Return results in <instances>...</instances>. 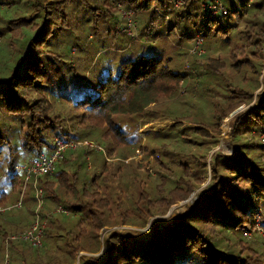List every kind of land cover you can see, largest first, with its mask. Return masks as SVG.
Returning <instances> with one entry per match:
<instances>
[{
	"label": "trees",
	"instance_id": "1",
	"mask_svg": "<svg viewBox=\"0 0 264 264\" xmlns=\"http://www.w3.org/2000/svg\"><path fill=\"white\" fill-rule=\"evenodd\" d=\"M123 1L125 6L132 8L134 16L148 10L149 0ZM237 1L242 6L247 0ZM27 2L30 13L22 11V4L18 0H12V9H21L9 16L16 19L9 20L5 28V33L11 36L14 29L19 30L18 42L21 46L20 50H15V54L9 55L7 63L5 61L4 67L0 68V205H3L7 191L13 195L20 193L22 181L14 168L17 163L40 152H50L55 138L79 143L62 154L50 174L51 179L44 176L37 180V186L43 189L45 198L36 214L44 222L42 238L50 241L54 248L52 264H70L80 251L97 252V233L105 225H126L125 219H129V224L143 228L152 215L165 213L174 199V193L177 199L187 198L207 177L209 179L205 186L175 217H168L164 224L151 223L147 229L139 231L137 237L113 231L102 242L101 252L97 256L87 257L78 264H264V237L257 235L252 224L255 213L261 209L259 225L264 231V159L260 155L264 149L255 135L264 132V80L254 100L252 98V93L259 87L263 66L264 0H251L250 9L235 7L226 15L215 18L207 17L194 2L176 11L170 26L181 23L180 34H185L187 40L192 41L195 35L193 26H196L197 20L198 25L203 26L211 37L217 38V33H220L232 39L228 66L239 74L232 79L216 75L206 92V101L211 104L206 116L203 113L197 118L193 112H188L176 117L178 120H172L177 123L184 118L190 122L186 131H180L183 138L179 139L187 143L191 133L193 142L200 145V153L190 158L184 156L188 159L187 164L178 165L173 164L169 157L163 158L162 153L151 148L147 141L140 144L142 141L137 133L138 120H142V125L152 122L149 117L156 110L150 109L151 105L175 94L179 79L184 77L170 66V58L157 53H141L119 59L115 73L107 68V64L104 69L92 71L87 77L77 74L69 62L61 59L57 33L69 28L68 4H78V9L86 17L87 12H96L92 9L93 0ZM150 13L145 30L150 29L153 22V13ZM2 14L7 17L9 9H4ZM214 23L218 24L216 29L209 31V25ZM169 31L172 29L169 28ZM21 32L29 34L21 37ZM209 68L214 74L218 73L216 67L210 65ZM219 82L224 84V90L214 95L212 89ZM55 99L80 110L81 120L85 114L88 115V119L82 120L86 124L78 123L84 125L83 131L75 129L83 133L73 129L71 132L69 127L60 124L63 118L53 112L51 100ZM251 100L253 102L231 123L229 136L233 154L222 153L220 149L212 152L208 168L206 155L201 152L203 145L208 150L215 147L221 121L233 109ZM234 137L243 142H234ZM136 148L144 151L141 159L151 157V169L155 173L159 169L168 173L167 177L172 179L171 195H162L157 200L153 197L154 193L143 187L141 178L137 177L136 182L133 180V173H149L144 167L140 171L133 168ZM89 150L101 153L102 164L96 172L86 177L85 172L80 173V165L86 163ZM80 154L82 164L78 165L76 159ZM112 159L117 160L111 163ZM124 159H127L126 163ZM67 160L68 169H64L61 163ZM120 162L128 165L132 171L123 169L118 174V183L114 184L115 174L122 165ZM115 164L118 166L115 172L108 174L107 169ZM108 178L111 185L107 182ZM53 182L58 187L70 190V199H66L64 194L63 199L54 196ZM27 192L28 198L25 197ZM25 194L21 203L31 200L34 204L32 186H27ZM57 200L62 201L69 211L86 212L93 237L88 231L79 229V217L74 220L70 216L51 215L47 201L58 203ZM125 200L129 202V208L124 207L127 206ZM25 210L26 218H21L25 222L23 230L31 225L35 217L34 208L28 211L26 207ZM9 211H0V253L8 249L12 255L15 251L20 252L16 242L23 240L9 235L11 228H22L17 226L13 217H9L12 216ZM247 231L253 234L250 241L243 234ZM255 236H260V239L257 240ZM57 239L61 240L62 248ZM85 241H90L89 247H86ZM252 242H258L262 250L252 247ZM56 249L58 255H64L62 259L55 258Z\"/></svg>",
	"mask_w": 264,
	"mask_h": 264
},
{
	"label": "rangeland",
	"instance_id": "2",
	"mask_svg": "<svg viewBox=\"0 0 264 264\" xmlns=\"http://www.w3.org/2000/svg\"><path fill=\"white\" fill-rule=\"evenodd\" d=\"M22 4V11L26 13L31 12V8L29 7V3L27 0H18ZM202 0H190L189 3H195L198 5L200 9V2ZM249 4L251 5V0H248ZM6 3V4H5ZM188 3V4H189ZM166 4V0H149L148 2V10L146 13L134 16L132 8L125 6L123 0H93L92 8L96 12H87V16L84 17L86 14H82V11L78 9V4L74 6V4H68L66 6L67 10V19L69 23L68 30L60 31L57 33L58 40V51L61 55V59L64 62H69V64L74 67V70L77 74L83 76H89L88 74L92 71L102 70L108 64L107 68H110L113 73L118 65L119 59H126L133 57L135 55L143 53L144 55L148 54H160L164 58H170V66L173 67L175 70L180 71V73L185 74L186 76L181 77L178 81V86L175 94L168 98H161L154 106L151 105L150 109L156 110L151 114L149 117L152 122L145 123L142 125V120L139 119L137 123V133L140 135L141 143L144 144V141H147L151 148L160 151L163 155V158H168L172 161L173 164H187L188 159L183 158L184 156H188L189 158L195 156L199 152L200 145L194 143V139L189 135V142L185 143L184 141L180 140L179 138H183L180 135V131L187 130L186 127L189 125L190 122H187L184 118L179 120L177 123H173L172 120H178L176 117H181L186 115L188 112H193L196 117L200 118L203 113H206L205 116L208 114L209 108L211 104L207 103L206 97L208 96L207 89L211 88L213 84V80L216 75H223L226 79H232V77H237L239 74L234 73V70L228 66L230 63V55H229V48L231 46L232 39H227L220 33H217L219 37H211L210 34L205 32V28L203 26H199L198 20L195 21L196 26H193V34L194 36H199L202 38V49L203 53L200 55H191L186 56L187 50L189 49L192 41L187 40L185 34H180V24L175 26H170L172 19H174L175 12H168L167 13V21L163 18L159 17L156 12H154L153 8L155 6L163 8V5ZM224 4L227 8L233 9L235 7H239L241 9H250V7L241 6V3H238L237 0H225ZM12 0H0V68L4 67V63L8 61L9 55L11 56L13 53L15 54V50H20V44L18 42V37L20 36L19 30L12 31V35L10 33H5L6 25L8 24L9 20H13L16 18L9 17L13 13H17L20 11V7H17L15 10L12 9ZM4 9H9V15L6 17V14H2ZM123 11H129L131 15V19L135 23V31L133 34H128L125 31H121L124 23L125 18L122 14ZM152 11V25L151 28L145 30V24L150 21L149 15H151ZM178 11V10H177ZM99 12V13H98ZM4 15V16H2ZM206 15V14H205ZM209 17L208 15H206ZM4 17V18H3ZM211 17V16H210ZM215 18V17H213ZM84 23V24H83ZM169 24V26H168ZM172 25V24H171ZM217 23L210 24L208 27L209 31H213L217 27ZM222 25V24H221ZM169 28L172 31H169ZM67 31H69L67 33ZM21 32V37H27L26 35ZM59 35V36H58ZM232 38V37H230ZM23 40V39H22ZM190 42V43H189ZM51 43V42H50ZM12 53V54H11ZM263 54V66L259 75V87L252 93L253 100L254 95L256 92L260 90L262 87V83L264 80V46L262 48ZM183 55V56H182ZM54 56V54H53ZM70 56V57H69ZM185 59L187 60V65H184ZM207 64V65H206ZM212 65L218 69V73L214 74L209 68ZM189 75V76H188ZM243 85V84H242ZM224 90V84L219 82L216 87L212 89V93L217 95ZM247 104H241L240 112L246 109L252 102ZM53 106V112L57 114L58 117H62L60 119V124L64 127L71 130H75L79 128L83 131L82 127L84 125L78 124L81 121L83 124H86L82 120L88 119V115L85 114V117H82L81 120V112L80 110L73 109L71 106L68 105L66 102H62L61 100H51ZM185 101H187L185 103ZM236 107V108H238ZM235 108V109H236ZM233 109V110H235ZM69 110V111H67ZM232 110V111H233ZM231 111V112H232ZM230 112V113H231ZM229 113V114H230ZM229 114L221 121L219 125V134L217 136V145L213 147L211 150H208L205 145L201 149L206 155V165L209 168L210 166V156L211 153L220 149L222 153L225 154H233L234 148L229 136L231 123L234 121V117L230 118ZM238 116V115H237ZM236 116V117H237ZM95 117V116H92ZM62 120V121H61ZM215 120V119H214ZM228 120V123H226ZM226 121V122H225ZM230 121V122H229ZM224 123H226V129H223ZM94 124V123H92ZM173 125L170 128V125ZM196 126V125H193ZM73 129V130H72ZM76 131V130H75ZM77 133H83V132ZM253 133V131H252ZM257 133V132H256ZM257 136V134H255ZM89 136V134H88ZM186 138V137H185ZM234 142H243L239 141L237 137L233 138ZM199 140V138H197ZM221 142V145H220ZM203 144V143H202ZM263 149L264 147L261 146ZM207 149V150H204ZM137 150V152H136ZM127 151V150H126ZM144 152V151H143ZM142 150L140 148L134 149V163L133 168L137 170H141L142 167L148 169L149 173L145 175L144 173L140 172V174L133 173L134 181H137V177L141 178L143 181V187L154 193L153 197L155 199H159L162 195L169 196L172 193V179L167 177L168 173L162 169H159L157 173L151 169L152 161L151 157H142ZM146 152V151H145ZM264 152V151H263ZM126 153V152H125ZM248 153V150H247ZM264 159V153L261 152L260 154ZM86 163L82 164V154L76 159L77 164L80 165V173H86V177H89V174L94 173L97 171L98 167L102 164V155L99 151L96 150H89L88 157H86ZM117 159H112L111 163H115ZM61 163L62 168L68 169V162ZM127 159H124L123 162L126 163ZM122 164V162H120ZM123 166V167H122ZM128 165H120V169L118 173L115 174L114 184L118 183V174L126 171L128 168L132 171V168L127 167ZM85 167L87 170H85ZM118 167L117 164L107 169V173L113 174L115 172V168ZM207 168V169H208ZM53 172V171H52ZM208 173V172H207ZM123 174V173H122ZM51 175L47 176V179H51ZM20 181H22L21 177L19 176ZM110 178V177H109ZM109 178L107 182H109ZM208 177L204 183H202L198 189H195L191 192V194L187 198H180L177 199L178 196H175V193L172 195L174 199L171 200L167 210L163 214H156L152 215L146 223L149 225L151 223H161L164 224L168 217H175L179 212H182L185 208L187 202L194 197V195L205 186L208 181ZM122 181L120 185H122ZM30 183L27 184V186ZM111 185V183H110ZM26 186V188H27ZM31 186V185H30ZM52 189L54 196H59L63 199L64 194L66 199H70L72 193L70 190H65L64 187H58L55 182L52 183ZM25 188V190H26ZM42 189V188H41ZM132 189V188H131ZM130 189V190H131ZM25 190L23 195L25 194ZM170 190V192H169ZM7 191V190H6ZM133 191V190H132ZM8 194L3 199L2 204L0 206H5L6 208L9 207L11 204L16 202L20 196L16 193L7 191ZM149 192V196L151 195ZM115 190V194H116ZM135 193V191H133ZM45 192L42 189L41 193V200H44ZM18 196V197H17ZM33 196V194H32ZM25 197L28 198V192L25 194ZM94 196H90L93 198ZM22 198V197H21ZM34 198V197H33ZM89 198V199H90ZM190 198V199H189ZM25 200V199H24ZM167 200V198H166ZM165 200V201H166ZM164 201V203H165ZM174 201H178V203L174 204ZM35 202V200H34ZM58 203L47 201L48 211H50L53 217H73V219H77L79 217L78 227L80 230L88 231L90 237H93V233L89 230L88 219L86 212H72L69 211V208H65L62 201H56ZM32 203V204H31ZM45 203V202H44ZM124 207L130 206L129 202L125 200ZM59 205L61 208L66 210L67 213H58L54 211L55 206ZM28 207V211L35 210V203L29 201H25L21 203L19 208H9L6 210H10L9 214L15 219V223L17 226H22L21 229L18 228H11L9 231V235L11 237H17L19 232L25 228V222L21 220L22 217L26 218V210L25 208ZM180 207V208H179ZM36 212H34L36 216ZM262 210L260 209V214ZM126 216V215H125ZM35 219V217H34ZM40 222H43L41 217H39ZM257 218H253V230H255ZM34 221V220H33ZM32 221V222H33ZM127 222L126 225H119V226H109L105 225L101 229H99L97 233V241L99 244V249L97 252L91 251H80L78 252L70 262V264H78L80 260H84L87 257L97 256L102 249V242L107 238V236L113 232L117 231L123 235L137 237V233L142 231L144 228H140L136 225L129 224L130 220L125 219ZM145 223V224H146ZM259 224V222H258ZM145 226V225H144ZM260 226V225H258ZM123 227V228H122ZM258 235V230H255ZM13 235V236H12ZM43 235V234H42ZM251 232V237L247 238L250 241L253 237ZM260 237V236H259ZM258 236H255L257 240H259ZM47 241V240H46ZM44 237L41 238V245L37 248H31L29 245L24 241H17L16 247L20 252H13L11 255V251L7 249L6 252L0 253V264H52L54 262L51 259V255H53V246L51 242H46ZM57 243L62 248V243L60 239L56 240ZM49 245H48V244ZM86 247H89L90 241H85ZM251 246L254 248H258L259 251L262 250V246L258 242H252ZM6 247V244L5 246ZM57 248V247H56ZM58 248V249H61ZM264 253V251H262ZM57 256L55 258H63L64 255H58V250L56 249ZM62 254V252H61ZM61 262V261H60Z\"/></svg>",
	"mask_w": 264,
	"mask_h": 264
},
{
	"label": "built area",
	"instance_id": "3",
	"mask_svg": "<svg viewBox=\"0 0 264 264\" xmlns=\"http://www.w3.org/2000/svg\"><path fill=\"white\" fill-rule=\"evenodd\" d=\"M225 0H202L199 4L200 10L204 12L205 14L212 16V17H221L226 15L229 12V8H227L224 4ZM190 2V0H166V4L163 5V8L155 6L153 8L154 12L157 13V15L164 20L167 21V13L168 12H174L181 8H183L185 5H187ZM242 6H249V1L247 0ZM125 23L121 29V31H125L128 34H133L135 31V23L131 19V15L129 11H123L122 12ZM169 26V24H168ZM192 44L187 50L186 56L191 55H200L203 53L202 49V43L203 40L199 36H194L192 39ZM184 65H187V60L185 59ZM184 76H186L184 74ZM189 76V75H188ZM181 82V80H180ZM257 141L258 143L264 147V132H258L257 133ZM83 144H86V142H83ZM77 145H79L78 142L74 141H64L59 138H55L53 142V148L50 152H40L36 156H33L25 161H21L17 163L14 168L16 173L21 177L22 179V185L20 188V196L16 202L11 204L9 207H0V211L9 209V208H19L21 206V197L23 195L24 189L26 188L27 184L30 183L33 189V197L35 200V210L42 205L41 198V189L37 186V180L39 177L48 176L52 173L54 170L55 165L60 161L62 154L66 150L74 149ZM137 152V150H136ZM55 212L58 213H67L66 210L61 208L59 205L55 206L54 208ZM259 215L260 210L255 213L254 218H257L256 228L255 230H258V234L264 237V231L261 229L260 226H258L259 222ZM44 224L40 222L39 217L35 216L34 221L31 223V225L21 231L16 238H19L26 242L31 247H39L41 245V238L43 234ZM246 238H249L251 236V232L247 231L243 233ZM15 238V237H11Z\"/></svg>",
	"mask_w": 264,
	"mask_h": 264
},
{
	"label": "water",
	"instance_id": "4",
	"mask_svg": "<svg viewBox=\"0 0 264 264\" xmlns=\"http://www.w3.org/2000/svg\"><path fill=\"white\" fill-rule=\"evenodd\" d=\"M239 111H240V107H238V108H236L235 110H233V111L229 114V117H230V118H233V117L235 118V117L239 114ZM220 145H221V142H220ZM189 199H190V198H189ZM148 226H149V224L146 223L145 226H144V228L142 229V231L145 230V229H147Z\"/></svg>",
	"mask_w": 264,
	"mask_h": 264
},
{
	"label": "bare ground",
	"instance_id": "5",
	"mask_svg": "<svg viewBox=\"0 0 264 264\" xmlns=\"http://www.w3.org/2000/svg\"><path fill=\"white\" fill-rule=\"evenodd\" d=\"M226 121H227V122H226ZM226 121H225V122L228 123V120H226ZM229 122H230V121H229ZM224 128L226 129V124H225ZM179 208H180V207H179ZM122 228H123V227H122Z\"/></svg>",
	"mask_w": 264,
	"mask_h": 264
}]
</instances>
